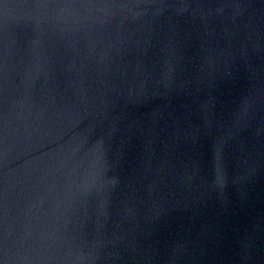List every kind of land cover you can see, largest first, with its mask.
Masks as SVG:
<instances>
[{
    "label": "water",
    "instance_id": "obj_1",
    "mask_svg": "<svg viewBox=\"0 0 264 264\" xmlns=\"http://www.w3.org/2000/svg\"><path fill=\"white\" fill-rule=\"evenodd\" d=\"M0 264H264V0H0Z\"/></svg>",
    "mask_w": 264,
    "mask_h": 264
}]
</instances>
